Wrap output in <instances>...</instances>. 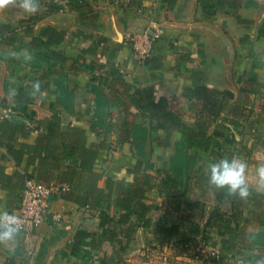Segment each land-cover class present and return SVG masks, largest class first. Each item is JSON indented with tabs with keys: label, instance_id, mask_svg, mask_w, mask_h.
<instances>
[{
	"label": "crops",
	"instance_id": "obj_1",
	"mask_svg": "<svg viewBox=\"0 0 264 264\" xmlns=\"http://www.w3.org/2000/svg\"><path fill=\"white\" fill-rule=\"evenodd\" d=\"M39 4L34 15L25 14L17 0L0 6V124L18 116L27 129L0 130V213L20 208L28 179L65 190L55 191L46 220L32 232L20 231L14 241L0 242V264H85L73 253L75 236L84 229L100 237L108 228H116L123 244L103 240L96 248L85 246L81 254L89 258L88 264H105V258L120 264L117 254L128 249L127 238H142L146 229L153 230L149 214L148 225L136 215L120 224L123 210L115 206L110 211L113 222L101 227V210L79 202L86 201L84 190L79 193L77 180L72 185L67 180L73 172L87 177L81 163L92 167L103 191L110 178L141 182L149 175L145 202L151 208L152 198L162 202L157 175L162 179L180 173L172 190L179 191L182 212L187 213L149 232L161 243L174 242L177 236L165 238L160 228L179 223L181 239L202 243L205 232L200 230L206 221L202 210L195 213L200 206L214 204L211 211L232 212V201L208 183L212 161H246L249 189L264 193L256 177L257 165L264 163V0ZM145 31L161 35L148 60L139 62L127 36ZM51 33V45L40 43ZM31 85L38 88L31 90ZM14 91L29 93V102H12ZM142 92L155 102L166 98L167 109L185 128L169 122L172 127L157 129V119L133 101ZM182 141L186 146L179 154ZM179 156L182 162L175 166L173 159ZM73 190L70 197L67 193ZM248 215L254 224L247 229H257V216ZM208 230L213 232L204 235H213L212 246L221 253L220 231ZM141 250L134 246L128 251L138 256Z\"/></svg>",
	"mask_w": 264,
	"mask_h": 264
},
{
	"label": "trees",
	"instance_id": "obj_2",
	"mask_svg": "<svg viewBox=\"0 0 264 264\" xmlns=\"http://www.w3.org/2000/svg\"><path fill=\"white\" fill-rule=\"evenodd\" d=\"M48 31V30H47ZM50 31V29H49ZM53 34L49 35L47 41H40V43L48 46L53 42ZM148 60V59H147ZM146 60V61H147ZM14 86H16L14 84ZM30 88V87H29ZM38 88L31 85V90ZM139 98L134 97L133 101L136 105L141 108H145L154 118L157 119L158 124L156 128L164 129L165 126L171 122L174 126L173 128L183 130L185 128L182 125L181 120L178 116L167 109V100L162 98L160 101L155 102L151 98V94H146ZM12 95V102L15 103H27L29 102V93L23 91H14ZM144 102V103H143ZM101 113V112H100ZM58 115H55L54 118L58 119ZM18 116H14L12 120H5L0 124V130L4 131L7 128H10L14 131L27 132L26 126L23 121L17 119ZM169 126H171L169 124ZM172 127V126H171ZM177 150L179 154L183 153L184 147L186 144L182 141ZM174 165L176 163H181V157H175L173 159ZM142 163H139V166L135 169L136 172H140V167ZM82 167H85L84 170L87 171V177L84 175L80 177L79 173H72L71 177L68 178V182L72 185L71 182L77 180V191L80 193L84 190L83 197L86 198V201L79 202L83 204H90L92 207L97 208L100 211V226L105 228L107 225L113 222V216L111 215V208L113 206L118 207L123 210L120 220V224H127L130 222V219L133 215H136L139 222L142 225L150 224L151 219L148 214L150 212V205L145 202L147 189L150 187L151 177L146 175L141 182L135 179L133 182H123L115 181L110 178L107 185V191H103L98 188L97 181L98 175L93 172L92 167L86 164H82ZM183 167V166H182ZM180 177V173L175 171L166 174L161 179V186L165 192L167 189L170 191L174 189L177 178ZM45 183V182H43ZM48 186H53V183H45ZM57 186V185H55ZM60 190L64 191L62 185L57 186ZM74 190L67 193L71 197ZM53 192L50 196L55 194ZM220 195L223 198L231 200L232 212L230 214L220 211L218 209L211 212L204 229L200 230L201 232H207L208 228L220 231L221 239V256L225 264H231L229 261L235 262L238 260V257H241L244 264L254 263V264H264V193H259L253 189H249V196L245 199H240L234 197L230 194H227L225 190L220 189ZM76 199V198H75ZM249 213L253 216H257L259 226H256L257 229L250 230L247 229V225L253 223L251 218H249ZM116 229V228H115ZM115 229H106L105 233H102L98 237L96 234L90 233L84 229H81L79 233L75 236L73 243V253L76 256H82V260L85 261V264H88L89 258L86 255L81 253L84 250L85 246L91 248H96L103 240L118 241L122 243L123 239H120L118 232ZM22 231V230H21ZM133 231H136L133 228ZM161 233L166 236L165 238H171L175 234L176 239H181L180 237V227L178 225H172L171 227L164 226L160 228ZM24 232V231H23ZM204 233V234H205ZM224 233V234H221ZM129 235V234H128ZM129 237V236H128ZM210 238V237H209ZM129 238H127L128 240ZM187 239V238H186ZM257 249L259 253H249L248 251H253ZM87 249H85L86 251ZM88 251V250H87ZM89 252V251H88ZM229 258L228 260H226ZM105 264H110L109 261L105 258Z\"/></svg>",
	"mask_w": 264,
	"mask_h": 264
},
{
	"label": "rangeland",
	"instance_id": "obj_3",
	"mask_svg": "<svg viewBox=\"0 0 264 264\" xmlns=\"http://www.w3.org/2000/svg\"><path fill=\"white\" fill-rule=\"evenodd\" d=\"M158 181L157 184L161 185L160 183V176L157 175ZM165 191L162 194L159 193L160 197L159 200H162L161 203H159L156 199L152 198L154 203H152L151 211L149 212L150 217L152 220H154L153 230L148 231L146 229V232L148 233L146 236L142 237L140 235L128 239L127 242L129 243L126 245V248L122 253L117 254V261L122 264H137L141 262V264H224L222 262H216L218 261L217 258H215L211 254L210 249H214L212 245V239L210 240L209 237L203 234L202 243L200 242V239L192 240L191 238L186 239H175L174 242H164L161 243V239H158V241L151 239V235L149 232H154V229H157L160 225H166V224H172L175 221H178L180 219H183L185 214L187 213V209H184L186 213L182 212V202L181 197L178 195L179 191L172 190L170 192ZM176 193V194H174ZM166 199L168 202H165ZM205 205V204H203ZM213 207H216L213 205H205L204 207L200 206L199 212L196 210V214H203V218L207 222L211 210L214 209ZM189 210H193L189 209ZM193 213V212H188ZM200 216V215H199ZM201 222H199L200 224ZM205 224V223H204ZM197 226V224H193ZM178 226H182L181 223L178 224ZM193 226L194 231L197 229ZM206 226V225H205ZM202 227V226H200ZM184 228V227H182ZM138 229L142 230V227L139 226ZM216 229V228H215ZM208 233L210 230L207 229ZM210 237H213V235H210ZM205 238V241H204ZM201 245H205V247H202ZM136 247L137 250L141 248L142 250L137 254H131L129 253V249L132 247ZM186 246H189L186 248ZM218 250V249H216ZM241 257H238V260L229 261L231 264H243Z\"/></svg>",
	"mask_w": 264,
	"mask_h": 264
},
{
	"label": "clouds",
	"instance_id": "obj_4",
	"mask_svg": "<svg viewBox=\"0 0 264 264\" xmlns=\"http://www.w3.org/2000/svg\"><path fill=\"white\" fill-rule=\"evenodd\" d=\"M9 0H0V6ZM25 14L34 15L39 11V0H17ZM248 164L237 157H222L208 165V183L227 194L240 199L249 196L247 176ZM257 187L264 188V163L256 167ZM22 229V219L14 213H0V242L14 241Z\"/></svg>",
	"mask_w": 264,
	"mask_h": 264
},
{
	"label": "built area",
	"instance_id": "obj_5",
	"mask_svg": "<svg viewBox=\"0 0 264 264\" xmlns=\"http://www.w3.org/2000/svg\"><path fill=\"white\" fill-rule=\"evenodd\" d=\"M125 5H129L133 0H121ZM161 35V31H156L152 35L148 32L134 33L127 36L131 43L133 54L137 61L145 62L152 54L155 38ZM264 112V109H261ZM59 190L45 183H40L34 179H28L21 192V206L14 213L22 219V231L32 232L35 227L43 223L47 218L50 196L53 192ZM211 254L220 259L219 250L210 249ZM244 264V263H243ZM254 264V263H248Z\"/></svg>",
	"mask_w": 264,
	"mask_h": 264
}]
</instances>
